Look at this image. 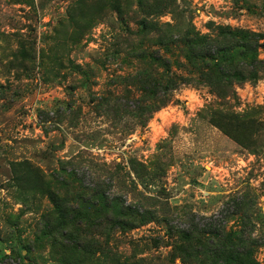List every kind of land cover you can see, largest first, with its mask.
<instances>
[{"label": "rangeland", "instance_id": "374dc122", "mask_svg": "<svg viewBox=\"0 0 264 264\" xmlns=\"http://www.w3.org/2000/svg\"><path fill=\"white\" fill-rule=\"evenodd\" d=\"M218 28L264 34V0H0V264H201L183 250L196 244H174L166 224L234 235L241 214L264 264V149L245 150L200 117L207 88L163 91L159 44ZM151 84L165 95L154 100ZM235 91L234 111L258 108L264 122V73ZM48 192L72 210L101 193L156 221L60 227ZM47 215L58 222L50 236Z\"/></svg>", "mask_w": 264, "mask_h": 264}, {"label": "trees", "instance_id": "16d2710c", "mask_svg": "<svg viewBox=\"0 0 264 264\" xmlns=\"http://www.w3.org/2000/svg\"><path fill=\"white\" fill-rule=\"evenodd\" d=\"M141 25L146 26L144 23ZM159 46H163L168 55L167 63L163 64L164 93L188 86L195 89L207 88L212 100L200 111V117L239 147L255 154L259 149H264V136L260 133L264 131V122L254 118L259 114L260 109L250 108L241 113L234 111L239 106L235 87L243 83L255 84L264 73V61L259 59L258 54L264 46V34L218 28L215 36L208 37L194 31H186L177 40L169 38L166 43ZM146 56V53L139 52L135 59L139 60ZM147 58L153 57L149 55ZM179 58H182V63H179ZM158 60L159 58L156 62ZM172 68L183 71L184 74H177L171 71ZM141 77L140 75L139 78ZM159 87L154 84L150 86L154 100L165 95L160 94ZM47 195L55 214L62 218L60 227L72 225L75 220H82L84 228H96L90 223L92 217L109 218L108 229L113 226L121 230L133 229L134 219L140 222L156 221L153 213L146 212L145 215H139L128 207H122L116 199L107 200L101 193H95L92 196L95 198L96 205L88 200L86 209L81 210L78 206L75 210L70 207L63 208L57 195L51 192ZM80 198L82 199L78 196L76 200L80 201ZM62 208L65 217L62 214ZM48 218V215L44 217L43 230L46 232L45 235L50 236L52 231L56 232V229H51L52 223L56 222L58 225V222L57 218L53 222H50ZM241 218L243 219L241 230L234 235L226 234L223 228L212 229L209 226L206 229L194 226L190 230H176L165 224L174 244L182 248L188 243L196 244L183 250L189 252V258L200 257L201 264H258L254 260V253L259 245L252 239L249 217L241 214ZM72 248L76 250L75 254L84 252L90 257L94 255L92 247L87 250V247L72 243ZM112 262L121 263L118 259H112ZM72 263L81 264L82 262L74 260Z\"/></svg>", "mask_w": 264, "mask_h": 264}]
</instances>
